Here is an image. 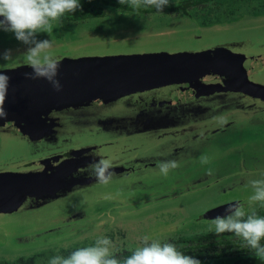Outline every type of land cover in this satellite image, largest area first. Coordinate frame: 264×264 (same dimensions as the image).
Wrapping results in <instances>:
<instances>
[{"label":"water","instance_id":"1","mask_svg":"<svg viewBox=\"0 0 264 264\" xmlns=\"http://www.w3.org/2000/svg\"><path fill=\"white\" fill-rule=\"evenodd\" d=\"M104 42L50 49L60 91L25 76L32 71L23 63L27 46L0 48L13 57L0 60L9 78L0 104V240L73 235L90 218L58 203L86 196L90 203L138 204L119 191L140 187L145 194L161 190L151 199L191 195L187 207L211 193L216 202L189 216L211 220L231 203H246L256 180L250 173H264V162L248 159L255 170L231 184L242 161L235 155L264 161V152L248 149H264V17L111 42L117 47L110 50ZM97 151L113 163L106 186L87 171ZM210 154L222 155L221 169L211 174ZM202 155L208 164L200 163ZM165 160L178 164L167 177L157 167ZM19 222L28 228L23 234Z\"/></svg>","mask_w":264,"mask_h":264},{"label":"rangeland","instance_id":"2","mask_svg":"<svg viewBox=\"0 0 264 264\" xmlns=\"http://www.w3.org/2000/svg\"><path fill=\"white\" fill-rule=\"evenodd\" d=\"M174 2L175 0H172V3L165 6V8L172 6ZM239 2L241 0L233 1L234 4ZM231 7L232 3H227L225 6H221V4H210L206 10L208 12L209 9L208 14L211 17H217L220 23L236 22L242 18L264 17V0H254L250 4L244 3L234 9ZM256 8L260 11L253 12ZM100 9L104 11V15L102 16H91L75 22L54 21L51 35L42 33L39 38L50 39L53 46L56 45L58 47L75 44L86 45L84 49L88 48L87 45L89 42L105 41L103 43L104 47H108L107 49L110 50L113 46L117 47L111 42L121 40L124 42L149 40L166 31L169 33V31L180 32L189 29H201L208 26V24H212L208 23L204 25L200 21V15L203 12L199 11H193L194 16L188 17L185 14L183 15V13L168 11H155L146 14L143 12H139L138 14L136 11H132L128 15L125 10H121L120 8L115 12L111 11L110 8L107 10L106 7ZM16 46L24 45L18 42L12 33L0 31V48H13ZM95 48L99 47L90 49ZM248 149L264 152V149H259L258 146ZM240 153L241 156H234L236 163L239 160L242 161L233 171H239V174L235 177L234 183L232 182L231 184L245 182L244 180H246L247 174L255 170L247 166L248 159L264 162L260 159L262 155H246L243 152ZM221 156L217 158L218 156L215 154L209 155L212 162L210 166L211 172L221 169V165L217 163L221 159ZM225 156L223 155V157ZM232 159L233 157L231 156L226 163H229ZM255 172L250 173V175H253L256 180H264V173L258 174ZM147 188L149 187L145 189ZM149 190L146 192L149 196L161 193V190L158 189ZM119 192L123 198L131 200L138 199L139 194L141 204L131 206L132 204L130 203L107 201V199L100 200L101 202L90 203L91 200H87V203L80 205V210L76 213V216L83 215L84 218H90L85 224L77 228H81L80 231L73 235H68V231L66 230L60 233L47 234L41 239L33 241V243L20 242L19 244L13 245L11 241L4 242V240H0V264H48V260L51 257L55 255L67 256L77 248L92 245L95 239L101 236H106L113 241V252L117 257L129 251V249L134 250L140 246L141 238L144 235H148L150 239H158L162 243H182L187 239H200L201 236H207V234H213L218 238L235 237L231 233H224L218 236L210 232L209 228L213 219L208 221L189 219L190 214L216 202V198L211 193L203 198H197L195 201L198 204L195 206L187 207L186 201H191V195L188 198L169 199L170 201H164L158 205L145 206L148 201L144 202L143 199L147 195L141 191V187L137 188L135 192ZM243 194V196H247V194ZM252 194L253 191L249 197ZM239 195L231 193V196L228 197L235 199ZM249 197L247 196L246 203L244 202L242 204L244 211L249 213L254 208L259 215L264 216V207H261L259 203L249 206ZM81 198H77V200L72 198L60 202L56 207L59 210L60 208L63 210L75 209L73 205L79 204ZM146 198L144 200H147ZM163 199L165 197H160L157 201L160 202ZM74 211L78 210L75 209ZM17 225L22 234L25 232L23 230L28 229L20 222ZM2 232L0 230V238L3 236ZM204 264L227 263L215 260Z\"/></svg>","mask_w":264,"mask_h":264},{"label":"clouds","instance_id":"3","mask_svg":"<svg viewBox=\"0 0 264 264\" xmlns=\"http://www.w3.org/2000/svg\"><path fill=\"white\" fill-rule=\"evenodd\" d=\"M119 3L127 4L132 9L155 8L162 12L172 0H119ZM176 5L179 6L178 0ZM80 7V0H0V31L12 33L18 42L27 46L23 63L32 70L25 73L27 78L45 79L56 91L61 90L62 86L57 79L59 61L50 51L52 41L40 39L39 36L42 33L50 36L54 21H61L66 14L73 13ZM12 58L11 49L0 53L2 61H11ZM8 79L4 73H0V104L3 103ZM3 115L5 113L0 109V116ZM92 155L99 159L89 164L87 171L98 184L106 186L113 176L110 171L113 163L100 151ZM209 162V157H200L201 164ZM157 167L167 177L169 171L177 168L178 164L175 160H165L159 162ZM249 183L253 189V194L248 198L249 206L259 203L264 207V180H252ZM86 202L87 197L84 196L73 207L79 211L80 205ZM209 231L218 236L233 234L243 242L242 248L250 250L257 259L264 262V244L261 243L264 240V216L259 215L254 208L246 213L239 202L229 204L224 215H217L211 221ZM113 247L110 238L101 236L92 245L77 248L67 256L51 257L48 264H202L199 259L179 251L174 243H162L158 239H150L148 235L141 238L140 246L134 250L129 249L131 255L122 262L116 258Z\"/></svg>","mask_w":264,"mask_h":264},{"label":"trees","instance_id":"4","mask_svg":"<svg viewBox=\"0 0 264 264\" xmlns=\"http://www.w3.org/2000/svg\"><path fill=\"white\" fill-rule=\"evenodd\" d=\"M233 1L238 0H178L179 6H177V0H175L172 6L167 8L164 7L163 11L183 13V15L185 14L188 17L194 16L193 11L203 12L200 15V21L203 22L204 25H207L208 23H220L218 22L219 19L217 17H211L208 14L209 9L208 12L206 9L210 4H221V6H225L227 3H232L231 8L234 9L235 7H240L244 3L250 4L254 0H241V2L237 4H234ZM80 5L81 7L79 9L73 13L66 14L61 18V21L75 22L87 19L91 16H102L104 15V11L100 8L104 7H106L107 10L110 8V10L114 12L118 11V8H120L121 10H125L128 15L131 14L132 11H136L138 14L139 12L146 14L157 11L155 8L144 7H141L140 9H132L127 4H120L119 0H80ZM257 11L260 10L256 8L253 12ZM242 243L243 242L236 237L218 238L213 234H207V236H201L200 239H187L182 243L174 244L177 246L179 251L186 255L193 256L201 262L205 261L204 263L221 260V262H225L227 264H264V262L257 259L250 252V250L242 248ZM261 243L264 244V240H262ZM130 255L131 251H128L119 257L116 256V258L122 262Z\"/></svg>","mask_w":264,"mask_h":264},{"label":"flooded vegetation","instance_id":"5","mask_svg":"<svg viewBox=\"0 0 264 264\" xmlns=\"http://www.w3.org/2000/svg\"><path fill=\"white\" fill-rule=\"evenodd\" d=\"M54 46H56V45H54ZM145 184H143L142 186H144ZM148 196V197H147ZM147 200H143L144 202H146V201H148V203H146L145 204V206H147V205H158L159 203H161V202H164V201H170L169 199H167L166 197H165V199H163V200H161L160 202H158L157 201V199L158 198H160V197H163V196H159V197H157V198H153V199H151V197L150 196H152V195H148L147 194ZM170 198V197H169ZM140 199V195H138V199H136L135 201H140L139 200ZM127 204V203H126ZM130 204H132L131 206H137L138 204H141V202L140 203H138V204H135V203H133V202H131ZM130 206V207H131ZM208 221V220H207ZM128 252V251H127ZM125 253V252H124ZM221 261V260H220ZM205 261H202V264L204 263Z\"/></svg>","mask_w":264,"mask_h":264}]
</instances>
